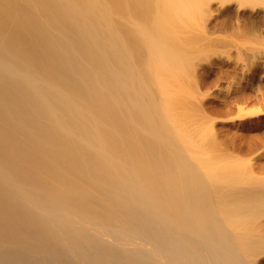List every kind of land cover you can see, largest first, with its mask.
<instances>
[{
  "label": "bare ground",
  "instance_id": "6f19581e",
  "mask_svg": "<svg viewBox=\"0 0 264 264\" xmlns=\"http://www.w3.org/2000/svg\"><path fill=\"white\" fill-rule=\"evenodd\" d=\"M0 264H264V0H0Z\"/></svg>",
  "mask_w": 264,
  "mask_h": 264
}]
</instances>
